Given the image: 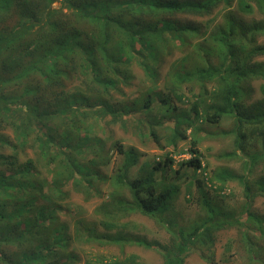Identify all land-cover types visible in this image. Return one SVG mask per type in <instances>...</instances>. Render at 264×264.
Returning a JSON list of instances; mask_svg holds the SVG:
<instances>
[{
	"label": "trees",
	"instance_id": "1",
	"mask_svg": "<svg viewBox=\"0 0 264 264\" xmlns=\"http://www.w3.org/2000/svg\"><path fill=\"white\" fill-rule=\"evenodd\" d=\"M254 9L260 19L240 17ZM262 37L264 0H0V264H74L77 256L67 249L74 240L116 245L120 254L123 242L157 249L163 264H184L191 254L206 264H232L231 241L225 261L214 260L217 234L229 229L236 230L238 256L264 264V215L252 209L257 196L264 198V177L248 179L264 166V99L247 102L254 81L264 94ZM134 69L141 87L127 97ZM186 102V111L176 104ZM227 120L230 131H210ZM196 123L203 137L235 136L234 152L224 156L241 159L242 173L220 167L198 179L201 138H191L190 157L177 169L166 156L129 179L139 152L109 143L107 135L119 124L173 150ZM244 125L255 126L254 146ZM112 152L123 158L104 180L110 201L102 217L95 210L104 232L78 218L72 239L61 220L74 212L71 195H101L93 169L109 164ZM188 177L187 200L194 184L203 216L179 224L175 201ZM205 180L220 187L206 188ZM228 181L243 189L236 211L222 209L208 192ZM139 214L166 229L167 243L111 233ZM127 226L135 229L133 221L122 230ZM119 257L100 264H134Z\"/></svg>",
	"mask_w": 264,
	"mask_h": 264
},
{
	"label": "rangeland",
	"instance_id": "2",
	"mask_svg": "<svg viewBox=\"0 0 264 264\" xmlns=\"http://www.w3.org/2000/svg\"><path fill=\"white\" fill-rule=\"evenodd\" d=\"M60 4L57 2L53 5V8H59ZM240 17L245 20H258L261 18V16L257 13V11L254 9V12L251 14H240ZM261 44H264V37L259 38V41ZM258 59V58H257ZM260 60L264 61V57L259 58ZM134 75L136 77V80L131 85L130 88H125L127 97H132L133 93L132 91H138L141 87L140 80L142 78L141 72L137 69H134ZM261 82L254 81L251 85V93L248 95L247 102H255L264 99V94L260 92L259 85ZM177 106L182 110H189L190 109V103H176ZM261 119V118H260ZM259 128L264 130V122L259 123ZM233 124L231 123V120H227L222 125H218L216 129L210 130V128H206L207 130H210L212 132L220 130H226L230 131L232 129ZM202 125L200 123H196L192 127V138L201 140L198 143V149L201 153V162L204 163V170L203 172L206 173V176H203L202 173H199V175H194L196 177H201L199 179H205L208 177L213 176V172L216 170V168H227L232 173H242V160L233 157H225V154L234 152V145H235V136L233 135H226V136H213V137H203V133L200 131V128ZM204 128V126H203ZM219 128V129H218ZM255 126L252 125H244L243 129L245 133L247 134V143L251 144L252 146L255 145L257 135L255 134V131L253 135H250V132L252 129H254ZM129 131L125 130L120 126L117 125H110L108 126V132L107 135L110 136L109 143H113V141H119L121 144L124 145L125 148L133 147L139 152V159L138 163L135 164L130 170H129V176L130 178H134L138 175H143L147 171L148 163H153L155 160H158L160 158L165 159L166 156L168 157H174L175 161H180L181 159H187L188 155H183L180 153H177L178 150L181 148L183 149L182 153H186V149L189 146L187 142H180L178 144L177 149H173L163 145V148L159 146L156 142H154L150 138L146 137H140L136 134L135 131ZM108 141V140H107ZM161 142H164L162 139ZM160 142V144H161ZM115 153V152H114ZM183 155V156H182ZM239 155V154H238ZM121 158L115 154H111L110 163L108 164L107 168H104V173H107L109 175H112L115 173L116 169L118 168L120 164ZM142 166H144V171L142 169ZM173 169H177V165L173 166ZM264 177V166L259 165V167L255 168L248 176L249 181H254V179H258L259 177ZM190 178H183V181L180 182V192L179 195L175 201V217H177V222L179 224L186 223L191 220H195L198 218V216H203V212L200 211L201 207L197 205L196 198L198 197V193L196 190V186L194 184L191 185V192L193 197V202H188V194L186 193V188L190 185ZM220 184H211L208 183V181L205 180V187H210L211 190L214 187H220ZM206 190V189H205ZM210 192V195L213 197V202L216 204H219L220 207L227 211H236L239 207H241L245 201L243 196V189L241 185L237 181H228L224 187H222V191L220 192ZM128 196L129 194L127 192L123 193V195ZM190 198V197H189ZM73 203L77 205L75 209V217L69 220L66 217H61L62 220L68 222L69 220V226L70 231L72 232V225H73V219L75 218H83L87 220L90 224L96 223L97 219L93 215V208L97 205L99 202V199H91L89 202H85L83 198L79 195H72ZM252 209L257 214L264 215V198L263 196H257L252 204ZM129 220L133 221L135 225V229L132 231H129L128 226L122 230V224L123 222H126ZM160 224V223H159ZM157 225L153 220L143 216V215H130L124 219L121 220L120 225L117 229L114 231H118L119 233H124L125 236L130 235V237H139L140 239L146 240L148 243H162L165 244L168 241V234L166 233V229L162 225ZM98 231H101L99 227H97ZM113 231V232H114ZM132 234H131V233ZM236 230L229 229L225 231H221L217 234V239L215 243V257L214 260L216 261H225L223 259V253L226 251V243L231 241L233 246L230 249V252L233 253V257L230 258L228 261L232 264H246V257L243 256L240 258L236 252L237 248L234 244V239L236 236ZM70 241V246L67 248L71 252H73L77 256V262L74 264H100L101 262L107 263V261L116 255H119V258H123L125 256H131L134 264H163V259L159 255L157 249H146L142 246L131 244V243H125L123 242L120 244L123 247V252L120 254L118 251V248L116 245H93L94 243L90 244H81L79 241ZM184 264H206L204 260L200 259L197 254H191L185 259Z\"/></svg>",
	"mask_w": 264,
	"mask_h": 264
},
{
	"label": "clouds",
	"instance_id": "3",
	"mask_svg": "<svg viewBox=\"0 0 264 264\" xmlns=\"http://www.w3.org/2000/svg\"><path fill=\"white\" fill-rule=\"evenodd\" d=\"M56 4V3H55ZM54 5V4H53ZM187 136H188V142L185 140V141H182V142H187L188 144H189V140L192 138V134L190 133V130H188L187 131ZM202 138H204V137H202ZM200 141V140H199ZM246 142H247V139H246ZM199 143V142H198ZM248 144V143H247ZM121 145H123V144H121ZM124 146V145H123ZM189 148V146L187 147V149ZM186 149V150H187ZM186 152V151H185ZM111 154H115V153H111ZM111 154L109 153V155H108V157H110L111 156ZM183 155H188V157H187V159H189V157H190V154L189 153H182ZM201 154V153H200ZM120 158H121V160H122V158H123V155L121 154V155H119V154H117ZM182 155V156H183ZM171 158H173V160H174V163H173V165H172V167L173 166H176V163L178 162H176L175 161V159H174V157H172L171 156ZM161 159V158H160ZM160 159H158V160H155L156 162H158ZM187 159H185V160H187ZM181 160H184V159H181ZM121 162V161H120ZM137 163H138V161H137ZM136 163V164H137ZM203 164V166H204V163H202ZM108 167V164L107 165H104V164H102V163H100L97 167H95L94 169H93V171H94V173L96 174V175H98V177L100 178V182L98 183V184H102L101 185V195L99 194V193H97V192H94V191H91L90 190V192H86V193H89V194H91L92 196H84L83 194H77V193H73L72 195H79V196H81L82 198H83V200L85 201V202H89L91 199H99V202L97 203V205L93 208V215L96 217V219H97V221H96V223H94V224H90L87 220H85L86 221V223L87 224H89V225H93V226H95L96 227V229H97V227H99L100 229H101V231H99V232H101V233H103L104 232V229L100 226L101 225V223L99 222V216L100 217H102V210L104 209V205H106V201H110V195H109V188H108V186H107V184H105V182H104V180H108V179H110L112 176H113V174L112 175H109V174H107V173H104L105 171L103 170L104 168H107ZM132 167H129V169H128V171H127V174H128V178L129 179H134V178H130V176H129V170L131 169ZM200 173H202L203 174V176H206V173H204L203 171L202 172H200ZM199 175V174H198ZM137 177V176H136ZM198 179L199 178H201V177H197ZM220 186V185H219ZM124 193H125V191H123ZM72 195H71V198H72ZM72 203H73V200H72ZM76 207H77V205H75V204H73V210H74V212H72V214H71V216H64V217H66V218H68L69 220H71L72 218H74L75 217V209H76ZM102 207V208H101ZM98 210V213L100 214V212H101V214L99 215V214H96L95 213V210ZM99 215V216H98ZM79 218V217H78ZM78 218H75V219H73L72 221H73V225H72V232L70 231V226H69V220H68V222H66V221H64V220H62L63 222H65L66 224H67V226H68V233L70 234V236H71V238L72 239H75V235H74V226H75V223H76V221L78 220ZM115 229H117V228H115ZM115 229H113L112 230V232L111 233H115L116 231H114ZM114 231V232H113ZM74 241H78V240H74ZM73 241V243H75ZM80 242V241H79ZM81 244H90V243H83V242H80ZM93 245H96V243H94ZM70 251V250H69ZM48 252H51V251H45V253H48Z\"/></svg>",
	"mask_w": 264,
	"mask_h": 264
}]
</instances>
